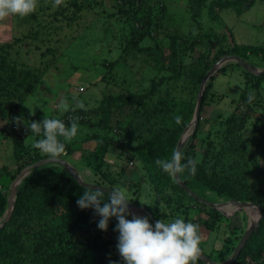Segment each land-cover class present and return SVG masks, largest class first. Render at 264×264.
<instances>
[{
  "label": "trees",
  "instance_id": "16d2710c",
  "mask_svg": "<svg viewBox=\"0 0 264 264\" xmlns=\"http://www.w3.org/2000/svg\"><path fill=\"white\" fill-rule=\"evenodd\" d=\"M254 2L255 0H187L189 18L193 20L195 27L186 30L180 25H174L165 31L163 39L154 34L153 38L152 30L154 23H157V12L164 9V2L157 6L151 0H115V13L129 26L123 50L139 52L161 74L157 79L155 76L152 78L145 91L132 92L126 89V92L104 95L94 109L95 114L108 117L114 105H143L148 97L160 92L159 87L169 79L181 82L186 89L185 96L177 101V107L169 99L154 101L155 110L159 112L157 116L172 120L166 126L142 129L140 133L133 135V143L128 142V146L113 138L110 133L93 129L78 141L64 140L65 149L61 155L66 157L80 148L81 157L89 166L91 174L99 177H91L88 181L110 188L123 186L132 199L131 202H140L143 192L141 185L143 181H147L153 196V206L147 210L149 218L167 222L180 216L197 223L200 234L202 230L215 232L210 249L205 248V240L201 235L202 252L215 261H223L231 254L246 222L242 227L235 225L229 215L187 194L173 176L162 171L156 160L171 158L177 139L192 116L200 81L216 59L227 53H236L247 61L264 67V44L239 43L231 31H217L202 20L204 8L209 17L215 20L219 9L232 8L236 14H240ZM88 4L80 0H60L55 5L60 13L72 6L73 15H68V19H72L74 14H78ZM232 65L240 66L243 84L238 96L230 99L232 110L226 115L218 113L213 118L203 117L201 111L205 105L218 103L224 97V93L213 89L215 73H224ZM42 72L43 69L6 63L2 57L0 92L3 91L10 98L17 93L18 97L14 99L22 102L27 91L39 84ZM216 72L210 75L205 84L199 118L181 150L184 160L191 159L195 162L196 171L191 173L185 169L179 175L199 195L212 201L235 198L260 205L262 216L232 264H264V172L256 167L258 161L253 152L246 151L240 136L232 133L233 121L236 122V119L240 124L247 120L255 124L257 119L251 116V112L264 106V97L261 95L264 73L255 74L234 60L225 62ZM6 84L14 87L11 92ZM9 104L15 105L17 102L12 100ZM90 110L76 108L64 112L83 116ZM176 115L182 117L179 124L174 119ZM59 116L54 117H64ZM44 118L46 117L38 113L32 115L27 122ZM216 120L225 125L224 129L217 130L218 136H214L211 130V125ZM97 123L102 124L103 121ZM206 124L208 127L204 129L203 125ZM26 125L28 124L2 129L7 137L10 136L19 144L15 149L19 150L15 170L10 171L5 165L0 169V219L7 208L9 187L15 175L24 165L46 156L36 145L27 146L19 138L25 132L43 136V132L36 133L30 129V125ZM227 132L231 135L228 136ZM131 138L130 136L129 139ZM198 140H204V146H200ZM118 145L126 147V151L121 158L122 163L113 165L108 162L107 156L110 153L118 155ZM85 190L86 187L60 163H45L24 175L17 187L11 215L0 226V264H109L110 260L123 264L116 248V219L109 218L106 230L99 229V216L95 211L92 208L81 209L76 203ZM206 191L210 192V196H205ZM103 197L107 199V192L103 193ZM237 214L238 212L236 216ZM243 217L246 218L244 213ZM220 229L223 230L222 236L217 234ZM196 264L206 263L199 259Z\"/></svg>",
  "mask_w": 264,
  "mask_h": 264
},
{
  "label": "rangeland",
  "instance_id": "374dc122",
  "mask_svg": "<svg viewBox=\"0 0 264 264\" xmlns=\"http://www.w3.org/2000/svg\"><path fill=\"white\" fill-rule=\"evenodd\" d=\"M80 1L84 4L89 3V6L74 14L72 19H68V15H73L72 6H68L60 13L57 12V5L51 0H38L35 11L24 17L10 15L0 19V59L4 57L6 63L18 67L43 69L39 84L27 91L22 102L14 99L18 97L17 93L10 98L4 95L3 91L0 92V169L5 165L10 171H14L17 165L16 154L19 149L17 151L15 149L19 144L10 136L7 137L2 130L8 127L13 119L17 126L21 127L25 124L30 125L27 120L34 114L39 113L46 118L66 114L64 117L70 115V118L64 121L66 126L70 125L72 120L78 123L77 133L71 138L72 141H78L94 129L110 133L113 138L128 146V142L133 143V135L140 133L142 129L166 126L172 120L160 119L157 116L159 112L155 110L154 101L169 99L172 100L170 103L177 107L180 98L185 96L186 89L182 87L181 82L178 79H169L159 87L160 92L148 97L143 105L134 103L114 105L108 117L95 114L94 109L104 95L110 92H126V89L132 92L145 91L154 76L156 79L159 78L161 71H155L147 63V58L139 52L123 50L129 26L115 13V0ZM151 1L157 3V6L164 2V9L158 11L155 16L157 23H154L152 35L164 39L165 31L174 25H180L186 30L195 27L193 20L189 18L187 0ZM202 12L205 24H211L220 32L231 31L237 42L264 44V0H255L254 4L240 14H236L232 8L219 9L218 18L215 20L209 17L206 8ZM239 72L240 66L232 65L224 73H215L213 89L218 93H224V97L218 103L205 105L201 111L203 117L213 118L218 113L226 115L232 110L230 99L238 96L243 89ZM5 86H9L10 92L14 88L8 84ZM261 95L264 97V81ZM12 100L17 104H9ZM61 101L69 104L67 110L59 107ZM80 102L83 103L84 109H91L90 112L83 116L64 112L81 108ZM251 116L257 119L255 124L248 120L240 124L236 119V122L233 121L232 133L240 136L246 151L253 152L254 158L258 161L256 167L264 172V106L252 111ZM88 119L91 121H87ZM98 119L103 123H97ZM207 127V124L203 125L204 129ZM224 128V123L217 120L211 125L214 136H218V129ZM227 135L231 133L227 132ZM19 138L25 145L33 147L41 137L35 133L25 132ZM68 140L70 139H66ZM220 140L223 142V138ZM197 143L204 146L205 141L198 140ZM117 147L118 155L110 153L107 156L108 162L113 165L122 163L121 158L126 151L124 146ZM81 156L80 148H77L64 158L76 166L83 179L89 180L91 177L99 179L98 176L91 174L89 166ZM141 186L143 192L140 202L132 203L139 207L136 209L137 215L150 219L147 210L153 206L152 192L149 191L147 181H143ZM209 193L206 191L205 196H210ZM253 208L257 213V209ZM223 209L235 225L242 227L245 222L247 225L249 215L246 208L233 211V206H230ZM243 213L246 218L243 217ZM222 231L220 229L217 234L222 236ZM215 234L212 231H201L206 249L211 248ZM216 245H219L218 239Z\"/></svg>",
  "mask_w": 264,
  "mask_h": 264
},
{
  "label": "clouds",
  "instance_id": "9594fccd",
  "mask_svg": "<svg viewBox=\"0 0 264 264\" xmlns=\"http://www.w3.org/2000/svg\"><path fill=\"white\" fill-rule=\"evenodd\" d=\"M60 0H54V5ZM38 0H0V19L10 15L24 17L35 11ZM251 98V97H250ZM79 106L84 107L80 102ZM59 107L67 110L69 104L61 101ZM177 124L182 117H174ZM30 129L43 136L36 141L38 147L49 159H56L65 149L64 140L71 139L77 133L78 123L73 120L70 125L55 117L33 120ZM63 138V139H62ZM156 163L169 176H175L187 169L195 173V162L184 160L180 148H175L170 159H157ZM86 187L76 203L81 209L92 208L99 216L97 227L106 230L109 218L114 217L117 223L114 230L118 232L116 248L123 264H196L202 254L199 225L177 216L167 222L158 219L150 223L147 216L130 213L127 190L123 186L106 188ZM234 207L232 203H227ZM225 205V204H224ZM223 205V206H224ZM129 216L131 218H129ZM109 264H120V261H109Z\"/></svg>",
  "mask_w": 264,
  "mask_h": 264
},
{
  "label": "water",
  "instance_id": "95a60500",
  "mask_svg": "<svg viewBox=\"0 0 264 264\" xmlns=\"http://www.w3.org/2000/svg\"><path fill=\"white\" fill-rule=\"evenodd\" d=\"M229 60H234L237 63H239L242 67H244L245 69L255 73V74H262L264 73V67H260L257 66L249 61H247L246 59H244L243 57H241L240 55L236 54V53H227L224 54L222 56H220L218 59H216V61H214L212 63V65L210 66V68L206 71V73L203 75L198 90H197V95H196V102L194 105V109H193V116L191 118V120L189 121V123H187V125L184 127V129L182 130L180 136L177 139L175 148H180V150H182L186 139L188 138V136L190 135V133H192V131L194 130V127L196 125V122L199 118V112H200V105H201V100H202V94H203V90L206 84V80L210 77V75H212L216 70H218V68L223 65L226 61ZM45 163H60L61 165H63V167H65L66 169H69L70 171H72V174L74 175V177L77 179V181L85 186V187H91V188H99L100 190H103L105 192H108L110 190L106 189V188H110L106 185L103 184H98L95 182H91L88 180L83 179L79 172L78 169L76 168V166H74L73 164H71L66 158L60 156L59 158L56 159H49L46 156L41 157L31 163H28L26 165H24L19 172L15 175L14 179L12 180L10 187H9V193L7 196V208L4 212L3 217L0 219V226L4 225V223L9 219L10 215H11V211H12V206L14 203V197L17 191V187L18 184L20 183L22 177L24 175H26L31 169L43 165ZM174 180L176 181V183L178 185H180L181 188L184 189V191L191 195L192 197H194L195 199H197L198 201L205 203L211 207H215L217 209H219L220 211H222L225 215H228L227 212L223 209V205L227 204V203H232L234 205L233 207V211H236L238 209L241 208H245L247 206L250 207H255L257 209V214L255 215V218L252 219L251 221L248 220V223L244 229V231L242 232L240 238L238 239L236 245L233 248V251L231 252V254L224 259L223 261H215L213 258H211L210 256H208L206 253L202 252L200 259L205 262L206 264H232L238 257L241 249L243 248L245 242L247 241V239L249 238V236L251 235V233L253 232V230L255 229L258 220L260 219V217L262 216V209L260 207V205L256 202L253 201H249V200H238L235 198H229L226 201H212L208 198L202 197L201 195H199L196 191H194L190 186H188L180 177L179 173L176 174L175 176H173ZM139 208L137 205H134L131 201H129V209H130V213L136 214V209ZM151 215V214H150ZM150 223H154L155 221L152 219H149Z\"/></svg>",
  "mask_w": 264,
  "mask_h": 264
},
{
  "label": "bare ground",
  "instance_id": "6f19581e",
  "mask_svg": "<svg viewBox=\"0 0 264 264\" xmlns=\"http://www.w3.org/2000/svg\"><path fill=\"white\" fill-rule=\"evenodd\" d=\"M230 206H232V205H230V204H225L223 207H230ZM246 208V212L248 213V217H249V220L251 221L252 219H254L255 218V215L257 214L256 213V210H254V208L253 207H250V206H247V207H245Z\"/></svg>",
  "mask_w": 264,
  "mask_h": 264
},
{
  "label": "built area",
  "instance_id": "2783aa9c",
  "mask_svg": "<svg viewBox=\"0 0 264 264\" xmlns=\"http://www.w3.org/2000/svg\"><path fill=\"white\" fill-rule=\"evenodd\" d=\"M80 89H82V86H80ZM70 118V115H68V116H66V117H61L60 119L61 120H63V121H66L67 119H69ZM8 126H12V127H14V126H17V123H16V121L13 119L12 120V123L10 122L9 124H8ZM131 163V162H130Z\"/></svg>",
  "mask_w": 264,
  "mask_h": 264
}]
</instances>
